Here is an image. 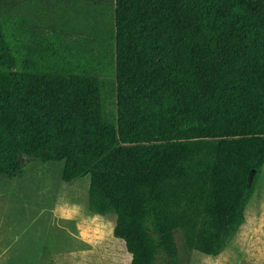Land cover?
Returning <instances> with one entry per match:
<instances>
[{"label":"trees","instance_id":"16d2710c","mask_svg":"<svg viewBox=\"0 0 264 264\" xmlns=\"http://www.w3.org/2000/svg\"><path fill=\"white\" fill-rule=\"evenodd\" d=\"M34 159L90 176L131 264L220 255L264 166V0H0V176Z\"/></svg>","mask_w":264,"mask_h":264},{"label":"rangeland","instance_id":"374dc122","mask_svg":"<svg viewBox=\"0 0 264 264\" xmlns=\"http://www.w3.org/2000/svg\"><path fill=\"white\" fill-rule=\"evenodd\" d=\"M109 111H115L113 105ZM63 168L64 162L34 159L26 161L22 175L0 176V263L114 264L112 257H117L118 264H128L131 255L124 241L113 234L116 216L98 215L89 208L90 176L68 183L61 178ZM255 187L245 211L252 227L259 225L261 208L264 217V166ZM240 228L220 255L193 251L190 264H264L261 242L256 246L258 257L250 252L243 256L241 244L257 240H239Z\"/></svg>","mask_w":264,"mask_h":264},{"label":"crops","instance_id":"0c3cea01","mask_svg":"<svg viewBox=\"0 0 264 264\" xmlns=\"http://www.w3.org/2000/svg\"><path fill=\"white\" fill-rule=\"evenodd\" d=\"M254 195H255V193H254ZM254 195L252 196V198L254 197ZM252 198H251V200H252ZM263 198H264V196H262V205H263V207H264V204H263ZM251 200H250V202H251ZM250 202L248 203V205L250 204ZM247 205V206H248ZM247 206H246V208H247ZM245 211H246V209H245ZM261 211H262V208L260 209V211L257 213V216H258V220H259V225L258 226H253L252 227V224H253V222H252V220H250L249 222H247V220H246V218H245V220H244V222L242 223V225L239 227L240 228V232H239V237L241 238H239V240H241L242 242H244V240L246 239V238H251V239H256L257 240V242H256V244H255V242L252 240V241H249L248 242V244H247V240H246V245H244V247H243V245L241 244V247H242V249H241V251H242V254H243V256H245V255H247V253L248 252H250L251 253V256H256V252H260L258 249H257V247H258V245L257 244H259L260 242L261 243H263V246H264V217L263 216H261ZM246 215V214H245ZM239 228H238V230H239ZM237 230V231H238ZM236 234V233H235ZM233 238V237H232ZM237 240L238 239H236V241L235 242H237ZM125 243V242H124ZM257 246V247H256ZM259 248V247H258ZM129 253V252H128ZM255 254V255H254ZM131 255V254H130ZM248 256V255H247ZM256 257H258V256H256ZM112 259H113V261H114V264H118L117 262H118V258L117 257H112ZM131 261H132V256L131 257H129V262H128V264H131ZM0 264H3V263H0ZM120 264V263H119Z\"/></svg>","mask_w":264,"mask_h":264},{"label":"water","instance_id":"95a60500","mask_svg":"<svg viewBox=\"0 0 264 264\" xmlns=\"http://www.w3.org/2000/svg\"><path fill=\"white\" fill-rule=\"evenodd\" d=\"M253 176V175H252Z\"/></svg>","mask_w":264,"mask_h":264}]
</instances>
